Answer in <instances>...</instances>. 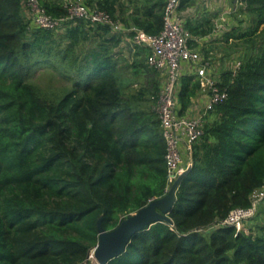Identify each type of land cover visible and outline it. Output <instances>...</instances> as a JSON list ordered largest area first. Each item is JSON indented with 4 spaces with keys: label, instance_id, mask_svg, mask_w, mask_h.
Returning a JSON list of instances; mask_svg holds the SVG:
<instances>
[{
    "label": "trees",
    "instance_id": "trees-1",
    "mask_svg": "<svg viewBox=\"0 0 264 264\" xmlns=\"http://www.w3.org/2000/svg\"><path fill=\"white\" fill-rule=\"evenodd\" d=\"M25 1L0 0V264H85L98 241L99 218L105 231L113 230L165 194L158 118L134 107L121 88L128 67L158 76L143 64L148 50L132 53L109 26L76 18L62 36L31 28ZM241 1L237 15L244 8L251 21L231 35L253 45V53H239L242 65L232 82L223 74L228 99L208 114L193 145L192 167L169 214L173 224L157 222L136 233L107 264H264V226L203 232L231 210L249 207L264 185V0ZM39 2L54 18L68 14L61 0ZM195 2L182 0L181 9ZM86 4L148 35L163 28L164 0H146L127 17L128 6L119 8L117 0ZM202 22L188 21L186 28L205 36L211 22ZM44 68L71 83L51 102L30 82ZM151 84L154 96L159 88ZM180 84L185 110L197 83L185 76Z\"/></svg>",
    "mask_w": 264,
    "mask_h": 264
},
{
    "label": "built area",
    "instance_id": "built-area-1",
    "mask_svg": "<svg viewBox=\"0 0 264 264\" xmlns=\"http://www.w3.org/2000/svg\"><path fill=\"white\" fill-rule=\"evenodd\" d=\"M163 28L157 35H148L133 26H123L107 12L86 4V0H62L67 16L54 18L41 6L39 0H26L22 4L23 15L33 29L55 30L72 19H83L91 25H105L112 33L123 35V41L132 53L137 48H146V66L158 76L159 92L155 112L165 143V163L167 184L165 193L174 181L192 167L193 145L204 134L207 116L215 107L228 99V86L223 74L219 73L221 64L212 50H206L212 40L220 41L230 33L236 16L243 6L241 0H233L232 6L218 11L211 19V30L205 36H193L186 24L195 21L197 6L181 9L182 0H164ZM219 9L223 0H217ZM200 6V5H199ZM212 8V7H211ZM213 9V11H214ZM221 9V8H220ZM205 49V50H204ZM231 74L230 82L241 68L238 55L233 54L226 63ZM192 77L197 83L196 93L189 105L182 110L178 95L181 79ZM264 201V185L255 191L247 208H235L227 217L208 229L230 227L242 231L244 224L258 214L260 203ZM85 264H97L90 254Z\"/></svg>",
    "mask_w": 264,
    "mask_h": 264
},
{
    "label": "rangeland",
    "instance_id": "rangeland-1",
    "mask_svg": "<svg viewBox=\"0 0 264 264\" xmlns=\"http://www.w3.org/2000/svg\"><path fill=\"white\" fill-rule=\"evenodd\" d=\"M145 2L146 0H117V5H119V8L128 6L126 7L127 10H124V13L123 11H121L123 15L127 17L129 11H133L135 8H141L145 4ZM121 12L119 11V14ZM233 19L234 23L232 25V30L230 33L225 34L226 39L224 41H218V44H216V40H212L209 46V49H211L215 53L212 57L218 58L221 64V67L219 68V73L221 74L225 73V71L227 70L225 63L230 60V57L233 56V54L239 55V53L241 52L244 58L246 54L250 55L251 53H253V45L245 43L241 40H234V35L238 34L239 31V28H237V26L241 25V28H245L247 25H249L251 21L250 15H248V13L243 8L240 15L233 16ZM119 22L123 26L126 25L120 20ZM202 23H204V21ZM65 28L66 23L59 26L57 29H55L54 32L56 33V35L62 36L65 31ZM232 33L234 35H231ZM207 49L208 47L206 46V50ZM78 51H80V49H78ZM78 51L77 53H79ZM146 55L147 53L144 57H146ZM141 58H143L142 55L137 58L133 57L128 60V64H132L133 62H140ZM143 64L145 65V59H143ZM68 66L69 64L66 63V67ZM58 68H60L61 71L63 67ZM123 71L124 80L121 82V88L124 95L132 102L134 107L140 110L154 112L156 114L155 105L157 101L156 96L158 92L154 96L152 95L153 91L151 90V83L156 82V86L159 88L158 77H152L151 74L144 70V68H141L138 74H135L133 69L129 67L127 69L125 68V70ZM30 82L35 85L41 97L47 102H51L54 99L61 97V95L66 90L71 89V83L65 80L63 77H60L59 71L54 72L48 68L36 69L32 73ZM213 118H215V116L211 115L209 120H212ZM258 226H264V201L259 205L257 216L252 220L246 222L242 231L248 233L249 230H251L250 228L254 230ZM211 231H213V229H206V231L203 232L208 233Z\"/></svg>",
    "mask_w": 264,
    "mask_h": 264
},
{
    "label": "water",
    "instance_id": "water-1",
    "mask_svg": "<svg viewBox=\"0 0 264 264\" xmlns=\"http://www.w3.org/2000/svg\"><path fill=\"white\" fill-rule=\"evenodd\" d=\"M189 173V169L182 173L170 186L169 190L161 197L151 200L145 207L123 219L118 226L110 231H105L101 218L97 221L98 241L91 251L97 264H107L109 261L122 254L130 239L136 233L144 230L157 222L173 224L169 218L176 202V192Z\"/></svg>",
    "mask_w": 264,
    "mask_h": 264
},
{
    "label": "crops",
    "instance_id": "crops-1",
    "mask_svg": "<svg viewBox=\"0 0 264 264\" xmlns=\"http://www.w3.org/2000/svg\"><path fill=\"white\" fill-rule=\"evenodd\" d=\"M232 2H233V0H223V6L221 7L222 3H220L219 4L220 7H218L219 9H214L213 6L218 5L217 0H196L195 4L193 6H197L198 5L197 6L198 15L195 16L196 20L193 21V22H197L198 23V22H201V21H205V20H207L205 18H208V20H210V22H211L212 17L215 16V14L218 11L228 9L229 7L232 6ZM213 9H214V11H213ZM225 39H226V35L222 38V40L224 41ZM216 44H218V41H217ZM207 50H211V49H209V47H208Z\"/></svg>",
    "mask_w": 264,
    "mask_h": 264
}]
</instances>
